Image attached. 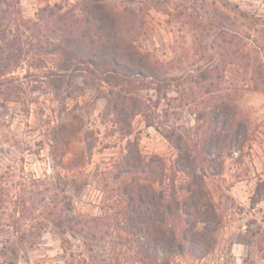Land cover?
Masks as SVG:
<instances>
[{
	"label": "rangeland",
	"instance_id": "374dc122",
	"mask_svg": "<svg viewBox=\"0 0 264 264\" xmlns=\"http://www.w3.org/2000/svg\"><path fill=\"white\" fill-rule=\"evenodd\" d=\"M8 1L10 19L33 20L41 8L54 5L60 12L78 14L81 0ZM105 2L127 16L131 33L127 29L125 34L133 35L136 47L152 60L170 62L164 77H187L168 81L159 92L152 84L140 88L154 124L146 126L136 115L133 132L126 137L113 126V117L103 116L105 86H85L80 72L71 71L70 86L64 84L60 93L48 85L44 74L53 69L55 55H42L44 63L29 55L1 75L0 264H163L160 249L154 259L140 252L146 248L144 239L124 222L127 194L122 183L129 175L119 172V163L127 141H138L145 156L163 158L164 182L158 187L169 192L177 152L162 131H192L198 123L194 113L200 108V87L191 77L219 60L221 48L216 45L222 35L210 26L216 21L214 10L232 15L239 9L264 22V0ZM225 3L230 10L224 9ZM43 22L49 25L41 27L39 37L56 43L60 31L51 19ZM243 31L240 26L232 33L249 47L264 37L249 30L247 38ZM37 32L34 28L29 34ZM241 73L227 66L226 83L240 79ZM235 99L248 119L250 138L206 176L222 217L214 245L203 257L172 254L169 264H264V92L244 90ZM186 179L183 172L176 173L175 186Z\"/></svg>",
	"mask_w": 264,
	"mask_h": 264
},
{
	"label": "trees",
	"instance_id": "16d2710c",
	"mask_svg": "<svg viewBox=\"0 0 264 264\" xmlns=\"http://www.w3.org/2000/svg\"><path fill=\"white\" fill-rule=\"evenodd\" d=\"M1 4L4 7L0 9V76L29 55L36 56L42 63V55H55L53 69L44 74L48 85L60 93L64 84L70 86L67 72L71 71L80 72L85 86H105L103 116L113 117V126L126 137L133 132L132 119L136 115L143 117L146 126L154 124L143 96L138 93L140 88H150L152 84L159 92L168 81L187 77H164L170 62L152 60L148 52L136 47L133 35L125 34L127 29L131 33L127 16L114 11L105 0H81L78 14L60 12L61 7L56 5L43 7L33 20L18 16L10 19V2L0 0ZM223 7L227 11L231 8L228 3ZM214 11L212 17L216 21L210 26L218 28L216 33L222 35L221 43L216 45L221 48L219 60L191 77L200 87V108L194 113L198 123L192 131H162L177 152L168 177L172 185L170 191L158 187L164 182L163 158L143 155L138 141L128 139L119 163V172L129 175L122 183L127 194L126 228L144 239L146 248L140 252L145 257L154 259L160 249L163 264H169L172 254L186 252L203 257L213 247L222 217L207 188L206 176L222 165L224 156L231 155L250 138L248 119L239 109L235 94L244 90L264 92V37L260 43L255 40L249 47L233 34L238 33L241 26L247 38L251 36L249 30L261 36L264 22L239 9L232 15L222 9ZM47 18L60 31L56 43L44 42L39 37L41 27L49 25L43 22ZM54 24L50 26L53 28ZM197 27L205 28L204 25ZM34 28L38 30L36 36L29 34ZM227 66L241 69L240 79L226 83ZM87 148L91 150V142H87ZM178 172H183L187 179L176 187L174 181ZM255 202L256 199H251V204Z\"/></svg>",
	"mask_w": 264,
	"mask_h": 264
}]
</instances>
